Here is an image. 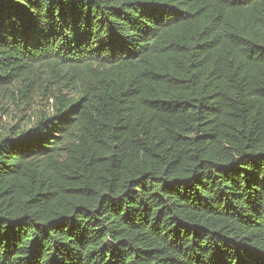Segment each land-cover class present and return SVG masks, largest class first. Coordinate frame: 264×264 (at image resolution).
Returning a JSON list of instances; mask_svg holds the SVG:
<instances>
[{
    "label": "trees",
    "instance_id": "1",
    "mask_svg": "<svg viewBox=\"0 0 264 264\" xmlns=\"http://www.w3.org/2000/svg\"><path fill=\"white\" fill-rule=\"evenodd\" d=\"M0 264H264V0H0Z\"/></svg>",
    "mask_w": 264,
    "mask_h": 264
},
{
    "label": "rangeland",
    "instance_id": "2",
    "mask_svg": "<svg viewBox=\"0 0 264 264\" xmlns=\"http://www.w3.org/2000/svg\"><path fill=\"white\" fill-rule=\"evenodd\" d=\"M5 110H0V126L10 127L16 124L30 126L40 110L47 108L45 100L36 99L30 104L24 105L19 100L10 99L5 103Z\"/></svg>",
    "mask_w": 264,
    "mask_h": 264
}]
</instances>
